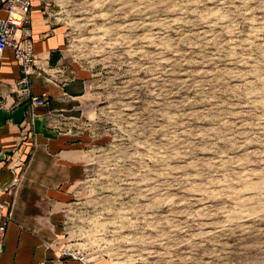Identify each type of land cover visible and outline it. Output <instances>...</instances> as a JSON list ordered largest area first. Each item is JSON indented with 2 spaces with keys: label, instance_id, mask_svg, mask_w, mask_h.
Wrapping results in <instances>:
<instances>
[{
  "label": "rangeland",
  "instance_id": "1",
  "mask_svg": "<svg viewBox=\"0 0 264 264\" xmlns=\"http://www.w3.org/2000/svg\"><path fill=\"white\" fill-rule=\"evenodd\" d=\"M99 96L61 211L91 264H264V0H45Z\"/></svg>",
  "mask_w": 264,
  "mask_h": 264
},
{
  "label": "crops",
  "instance_id": "2",
  "mask_svg": "<svg viewBox=\"0 0 264 264\" xmlns=\"http://www.w3.org/2000/svg\"><path fill=\"white\" fill-rule=\"evenodd\" d=\"M46 13L45 0H31L29 95L17 92L22 72L12 49L0 58V202L10 209L0 264H81L60 254L66 243L61 211L83 177L82 129L100 98L91 75L67 61L65 39ZM33 96L43 103L32 104Z\"/></svg>",
  "mask_w": 264,
  "mask_h": 264
},
{
  "label": "built area",
  "instance_id": "3",
  "mask_svg": "<svg viewBox=\"0 0 264 264\" xmlns=\"http://www.w3.org/2000/svg\"><path fill=\"white\" fill-rule=\"evenodd\" d=\"M31 0H0V58L6 48L13 51L15 59L20 63L22 76L16 84L17 92L29 95L30 79L34 73L35 61L32 54L31 34L29 30V13ZM32 104H42L43 99L33 96ZM18 182V177H13L11 186ZM1 190V189H0ZM10 219L9 207L0 202V255L3 249L4 236L7 222ZM62 257L74 259L81 264H91L78 250L65 246L60 252Z\"/></svg>",
  "mask_w": 264,
  "mask_h": 264
}]
</instances>
